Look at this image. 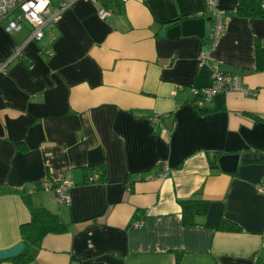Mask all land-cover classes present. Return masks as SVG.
I'll return each instance as SVG.
<instances>
[{
  "label": "crops",
  "instance_id": "1",
  "mask_svg": "<svg viewBox=\"0 0 264 264\" xmlns=\"http://www.w3.org/2000/svg\"><path fill=\"white\" fill-rule=\"evenodd\" d=\"M238 3L218 0L217 37L205 0H77L28 43L27 25L0 23V251L44 209L67 227L23 243L26 264H264V16ZM214 67L252 93L194 106ZM231 154L234 171L217 167ZM66 177L68 204L37 185ZM195 194L207 212L184 225L179 200Z\"/></svg>",
  "mask_w": 264,
  "mask_h": 264
},
{
  "label": "built area",
  "instance_id": "2",
  "mask_svg": "<svg viewBox=\"0 0 264 264\" xmlns=\"http://www.w3.org/2000/svg\"><path fill=\"white\" fill-rule=\"evenodd\" d=\"M76 1L62 0L57 5H52L50 0H0V23H4L3 28L7 33H13L20 30L24 25H27L29 30L25 43L38 41L44 37L45 30L49 26L55 25L63 12ZM205 5L207 12L210 13L215 21L211 35L217 37L222 29L221 16L223 10L219 8L218 0H205ZM114 11V7L101 6L97 10V16L103 20L111 16ZM21 52L22 46L16 47L7 61L20 57ZM207 55L205 51L200 52L199 65H203L206 62ZM5 64L6 62L1 66L0 70L4 69ZM226 91H235L247 95L252 93L243 84L239 75L224 73L214 67L210 84L202 86L193 92V105L203 107L215 95ZM153 120L155 123H159L157 117H154ZM161 173L162 175L168 173L166 165L161 166ZM98 176V173L93 174L94 178ZM37 185L42 190L50 192L59 204H68L70 202L69 189L73 185L70 177L62 178L57 182L43 179ZM257 191L264 194V184H260ZM135 225L136 227L141 226L140 223H136Z\"/></svg>",
  "mask_w": 264,
  "mask_h": 264
},
{
  "label": "trees",
  "instance_id": "3",
  "mask_svg": "<svg viewBox=\"0 0 264 264\" xmlns=\"http://www.w3.org/2000/svg\"><path fill=\"white\" fill-rule=\"evenodd\" d=\"M236 10L246 15L258 14L264 16V0H239ZM255 54L256 68L264 71V47L257 43ZM200 110L203 113L204 109L200 108ZM260 120L264 121L262 118H260ZM97 173L101 178L102 172ZM91 174L89 175L91 176ZM179 204L181 206V219L184 225L196 224V217L204 215L208 208V201L199 197L198 194L190 198L180 199ZM66 227L67 226L57 215L44 209L40 211L35 210L32 211L30 221L20 225L21 242L24 243V245L28 242L34 243L44 234L48 232H62L66 230ZM217 228L235 232L240 229L236 224L225 219L219 221ZM8 259H10L13 264H26L32 260V256L23 249L19 254Z\"/></svg>",
  "mask_w": 264,
  "mask_h": 264
},
{
  "label": "water",
  "instance_id": "4",
  "mask_svg": "<svg viewBox=\"0 0 264 264\" xmlns=\"http://www.w3.org/2000/svg\"><path fill=\"white\" fill-rule=\"evenodd\" d=\"M162 33L163 31H161V34ZM236 163H237L236 154L225 155L219 158L217 167H220L224 171L231 172V171H234L236 167ZM23 247H24L23 243L19 242L11 248L0 251V260L10 258V257H13L19 254L23 250Z\"/></svg>",
  "mask_w": 264,
  "mask_h": 264
}]
</instances>
